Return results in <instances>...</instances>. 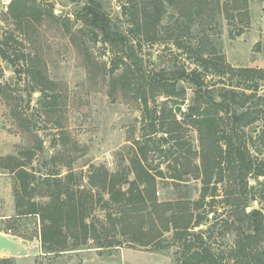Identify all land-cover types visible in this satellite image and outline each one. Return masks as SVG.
<instances>
[{
	"label": "trees",
	"instance_id": "trees-1",
	"mask_svg": "<svg viewBox=\"0 0 264 264\" xmlns=\"http://www.w3.org/2000/svg\"><path fill=\"white\" fill-rule=\"evenodd\" d=\"M247 8L248 0L224 3L221 0H122L121 16L129 19L126 27L114 25L98 5L78 15L90 35L81 30L68 36L72 41L77 34L83 37L82 47L86 53L87 43L94 42H100L112 52L122 68L110 70L109 83L141 97L139 103L147 114L150 113L148 92L153 97L179 98L181 91L184 94L180 85L187 84L194 89L195 97L192 106L187 107L184 114L180 113L182 122L172 111L167 115L166 108L157 111L155 107L148 118L150 128L134 142L127 166H119L112 173L104 166H91L85 185L83 176L76 177L71 170L64 176L57 172L30 171L37 151L42 149L40 143L24 155L26 160L24 156L0 159V171L13 175L16 181L15 218L37 219L44 255L77 252L92 243L99 253L121 247L155 251L176 247L178 264H264V181L257 186L248 185L249 177L254 181L264 179V161L251 157L244 141V128L259 120L260 110L248 103L256 98L259 83L264 81V70L230 67L219 39L222 22L225 20L231 25L244 15L240 11ZM8 11L18 29L22 28L26 35L54 18L52 10L36 9L26 0H11ZM14 39L12 34H5L0 40V58L7 63L17 61L8 54ZM28 44L33 45L30 41ZM144 44L171 45L184 57L188 67L178 68L173 64L168 69L147 72L140 58ZM24 62L25 68L19 73L26 75L34 92L43 94L38 103L50 112L59 101L55 85L39 67L36 55L29 52ZM103 75L106 78V73ZM227 75L237 77V82L228 84L223 80ZM214 80V83L207 82ZM178 87H181L180 93ZM0 97L10 103L11 115L28 131V120L22 121L19 117L22 115L16 110L20 96L8 94V86L0 84ZM176 111L180 112V108ZM222 111L230 115L231 126L225 136L218 138ZM185 121L196 128L203 143V165L201 169L195 166L192 172L187 170L192 164L190 161L184 159V164L178 163L184 153L192 155L179 135ZM258 138L264 146V131ZM150 152L161 154L165 162H172L168 164V176L162 171H153L148 164ZM223 172L231 178L234 190L229 194L230 200L216 202V188L209 194L208 187L216 174L217 184L221 183ZM199 180L203 187L199 196L193 198L189 183ZM159 181L163 183L160 190L165 189L164 185L176 189L187 186L188 196L175 202H159ZM252 202H258L263 208L247 212ZM224 203L234 210L217 221L223 214L217 215L214 206ZM207 205L209 212L205 214ZM96 207L104 212L102 219L92 216ZM199 211L202 214H197ZM209 214H213V218L209 219ZM202 226H206L205 230H197ZM217 237L226 239L228 244L218 245ZM2 263L13 264L10 260Z\"/></svg>",
	"mask_w": 264,
	"mask_h": 264
},
{
	"label": "rangeland",
	"instance_id": "rangeland-1",
	"mask_svg": "<svg viewBox=\"0 0 264 264\" xmlns=\"http://www.w3.org/2000/svg\"><path fill=\"white\" fill-rule=\"evenodd\" d=\"M29 5L36 9L45 11L52 10L53 20L49 19L38 27L35 32L23 33L11 18L8 11L11 0H0V40L6 34H12L16 39L10 44L8 54L12 55L14 63H7L0 58V84L8 86V94H17L21 102H18L17 113L22 121L26 118L29 122L28 131L23 129L19 122L11 115L12 109L9 102L0 97V159L8 156H19L22 158L27 152L35 148L37 143L42 149L37 151L29 170L37 174L57 172L60 176L71 170L75 176H83L82 183H87L89 167L104 166L112 173L119 166H127L128 157L133 152V144L140 140L141 136L148 132V118L151 111L162 107L165 114L169 111L182 122L181 114L194 102V89L181 84L179 98H167L165 96L153 97L148 92L150 102V113L140 105V98L133 92L121 91L122 88L116 84L109 83V72L112 68H122L106 47L100 42L87 43L88 52L82 47L83 37L78 34L74 40L68 34L75 35L76 32L90 31L85 28L84 20L78 15H84L88 8L98 5L101 10L109 16L116 26H127L128 18L121 16L120 4L122 0H26ZM226 0H221L224 3ZM93 2V3H92ZM71 8H79L80 12L73 13ZM240 18H236L230 25L227 21L222 22L219 39L222 44V53L226 63L234 69L264 70V0H248L246 11L241 10ZM242 28V29H241ZM87 30V31H86ZM242 32L240 33L239 31ZM238 33H240L238 35ZM25 36V37H24ZM216 37V34H214ZM82 40V41H81ZM142 41V39H140ZM32 42L33 45L28 43ZM31 52L36 55L39 67L53 82L59 101L50 112H47L39 99L42 95L34 92V89L25 74L19 71L25 68V57ZM171 45H143L140 58L147 72H156L160 69H168L173 64L178 68L188 67L184 57L179 56ZM152 58V61H150ZM90 59L91 62H88ZM106 64V78L103 74V65ZM115 64V65H114ZM192 68V67H191ZM118 72V71H115ZM207 80H210L207 79ZM225 80L228 84L237 82V77L227 75ZM259 80V79H257ZM214 83V81H207ZM260 88L256 98L248 104L257 106L260 113L259 120L251 126L244 128L245 143L249 146L251 157L264 161V146L259 141V134L264 131V81H260ZM178 87V93L179 92ZM249 94V93H248ZM155 96V95H154ZM155 102V103H154ZM177 102V105L173 103ZM29 103V105H28ZM180 108V112L176 108ZM229 114L222 111L219 137L225 136L230 129ZM185 121L179 130V135L185 143V149L192 151V155L184 153L183 159L178 163L184 164L185 160L192 164L187 170L199 167L201 169L202 141L198 132ZM177 131L174 133L176 134ZM251 137V141L248 138ZM169 148L168 146L166 147ZM150 149H152L150 147ZM206 154V153H205ZM194 155V156H193ZM45 157V158H44ZM54 159V162L51 159ZM27 156L23 159L26 160ZM51 161V163H50ZM24 162V161H23ZM170 162V161H169ZM161 154L150 152L148 164L153 171H162L167 176L168 164ZM53 163V164H52ZM191 175L193 173H190ZM222 182L217 184L218 174L213 175L208 193L216 188V202L230 200L229 194L234 190L231 178L225 172L222 174ZM263 178L254 181L248 178L249 186H257L262 183ZM170 182V181H168ZM171 184V183H168ZM16 181L13 175L6 171H0V235L12 240L22 250L13 255L10 251L0 253V264L3 260H10L13 264H178L176 259L179 255L176 247L166 251H155L150 248H126L99 253L92 243L85 249L64 253L58 256H47L41 252L38 238L39 227L37 219L15 218L14 194ZM159 181L157 197L159 202H175L184 200L188 196L187 186L172 188ZM193 198H197L203 187L202 181H191ZM209 200V199H208ZM207 200V201H208ZM217 215L223 214L217 221L226 215H231L233 207L216 204ZM263 208L258 202H252L250 209L260 210ZM209 212V206L204 213ZM201 213L199 211L197 214ZM264 215V209H263ZM93 217L102 219L104 212L96 207L92 213ZM213 214H209V219ZM212 223L208 221V225ZM202 226L197 230H205ZM171 235H168L170 237ZM217 244H228L226 239H219ZM5 264V263H2Z\"/></svg>",
	"mask_w": 264,
	"mask_h": 264
},
{
	"label": "water",
	"instance_id": "water-1",
	"mask_svg": "<svg viewBox=\"0 0 264 264\" xmlns=\"http://www.w3.org/2000/svg\"><path fill=\"white\" fill-rule=\"evenodd\" d=\"M71 11L73 13H76V11L79 13L80 9L79 8H71ZM247 212H250L251 209L247 208L246 210ZM22 250L21 247H19L18 245H16L14 242H12V240H10L9 238L0 235V253L3 251H10L11 254L15 255L17 253H19Z\"/></svg>",
	"mask_w": 264,
	"mask_h": 264
}]
</instances>
